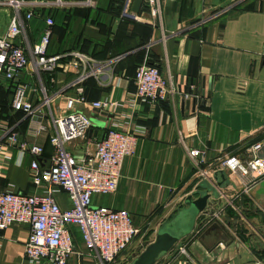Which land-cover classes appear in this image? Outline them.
<instances>
[{
  "label": "crops",
  "instance_id": "crops-1",
  "mask_svg": "<svg viewBox=\"0 0 264 264\" xmlns=\"http://www.w3.org/2000/svg\"><path fill=\"white\" fill-rule=\"evenodd\" d=\"M95 1L98 8L108 3V0ZM157 1L156 17H150L148 8L142 4L138 13L140 21L121 16L106 18L108 28L104 36L99 32L100 27L90 20L68 19L72 41L80 33L91 44L86 51L70 46L65 51L88 57L89 75L74 83L79 70L67 58L59 64L55 83L47 88L51 95L62 93L54 97V109L62 108L66 97L81 92L89 101L121 104L113 119L126 114L130 116V130H140L135 154L124 159L116 192L93 196L92 203L126 210L142 235L148 231L156 235L160 224L199 183L197 168L187 150L206 147V170L214 173L223 159L264 142V0ZM132 3L133 0H125L121 13L131 12ZM8 10L0 9L4 15L0 18V35L13 15ZM33 21L27 24L26 32L30 43L37 44L44 21L42 18ZM148 63L158 65L164 76L170 73L174 91L165 102L132 103L135 69ZM189 80L198 82L199 97L195 111L187 112L182 102L190 96L182 95L180 90L187 87ZM202 80L205 81L203 98L200 97ZM3 81L0 79V86ZM22 81L31 83L27 76ZM37 101L38 97L34 96L33 103ZM11 102L12 97L8 98L6 108L11 107ZM79 109L89 116L94 114ZM16 114L11 108V116L0 120V145L11 156L9 162H0V191L39 195L44 187L31 183V156L26 152L19 165L18 147H8L5 143L9 129L22 130L23 136L26 133L28 119L21 115L15 122L12 116ZM107 130L99 129L92 138L103 137ZM48 134L24 136L29 144L43 147L41 166H48L53 152ZM75 152L91 155L94 151L81 144ZM227 179L230 185L221 191L223 198L218 203L220 221L194 230L181 241L192 260L188 264H264V178L246 191L241 190L235 177L227 176ZM56 198L63 209L70 208L66 194L60 192ZM204 217L196 220L195 225ZM213 224L222 231L212 229L205 235ZM28 235V227L17 224L0 232V264H25L23 253ZM172 264L186 263L184 257H179Z\"/></svg>",
  "mask_w": 264,
  "mask_h": 264
},
{
  "label": "built area",
  "instance_id": "built-area-1",
  "mask_svg": "<svg viewBox=\"0 0 264 264\" xmlns=\"http://www.w3.org/2000/svg\"><path fill=\"white\" fill-rule=\"evenodd\" d=\"M143 4L150 17L159 15L157 0H143ZM95 7V0H0V8L13 11L5 32L0 35V78L14 87L11 108L28 119L25 135L38 137L49 132L48 142L53 149L48 166H41L42 146L29 144L25 135L20 136L14 129L6 133V145L18 147L16 160L19 165L26 152L31 156L29 168L33 186L44 187L39 195L0 191V232L14 224L29 229L23 253L25 264H70L68 261L72 257L76 258V264H115L140 233L126 210H112L92 203L93 196L116 192L124 159L135 154L140 130H130V116L121 114L114 120L113 115L109 129L96 142L94 152L76 155L75 150L84 144L81 141L87 137L92 139L88 133L93 129L89 114L79 108L97 114L111 110L114 113L121 104L89 101L78 92L75 97H66L62 108H52L54 97L62 93L49 94L43 76L49 75L53 85L56 79L52 74L57 72L60 62L71 58L74 69L79 70L74 82L78 83L89 75L87 68L91 60L77 53L47 54L54 25L51 16L42 18L44 29L37 44L30 43L26 32L27 24L42 13ZM121 17L135 22L141 19L129 11L121 13ZM24 76L30 78V84L22 81ZM133 82L132 103L165 102L174 91L170 73L164 76L151 64L138 66ZM34 96L38 97L36 103H33ZM187 154L197 168V180L210 182L213 173L206 170V147L187 150ZM10 160L11 156L0 145V162ZM219 168L227 176L235 177L241 190L246 191L264 178V142L223 159ZM60 192L67 195L70 208L63 209L59 204L56 196ZM222 198L220 193L218 200L210 199L206 213L202 215L207 219L206 224L220 221L218 203ZM77 233L82 237V249H78L75 240ZM184 245L182 242L177 244L161 259L162 264H172L179 257H184V263H191ZM83 249L87 250V256Z\"/></svg>",
  "mask_w": 264,
  "mask_h": 264
},
{
  "label": "water",
  "instance_id": "water-1",
  "mask_svg": "<svg viewBox=\"0 0 264 264\" xmlns=\"http://www.w3.org/2000/svg\"><path fill=\"white\" fill-rule=\"evenodd\" d=\"M142 4L143 0H133L131 12L138 14ZM188 83L187 87L180 90L182 95L190 96V99L182 102L187 112L189 110L195 111L197 98L199 97L198 82L189 80ZM201 88L200 97L203 98L205 94L204 80L201 81ZM112 117V110L92 114L90 119L93 123V129L88 133L89 136H96L99 129L107 130ZM229 185L230 182L227 179V175L222 169L216 170L211 175L210 182L207 180L200 181L194 191L160 224L156 230L154 241L148 244L138 256L129 258L127 264H156L164 258L181 239L191 235L194 230L200 229L206 224L207 219H203L197 226L195 225L196 220L198 221L200 216L205 215L210 199L218 200L221 191ZM212 229L222 231L219 225L213 224L207 229L205 235L211 232Z\"/></svg>",
  "mask_w": 264,
  "mask_h": 264
},
{
  "label": "trees",
  "instance_id": "trees-1",
  "mask_svg": "<svg viewBox=\"0 0 264 264\" xmlns=\"http://www.w3.org/2000/svg\"><path fill=\"white\" fill-rule=\"evenodd\" d=\"M125 0H108V3L104 5L105 7H99L96 6L94 9H75L73 11L69 12H53L48 11L45 13H42V15L51 16L54 20V25L52 27V36L54 37L53 40L49 42V45L47 47V54L49 55H64L67 54V46H70L72 48H78L79 51H86L88 47L91 44L89 39H82L80 33L76 34L74 37V41H72V38H70V32L68 30V24L67 20H76L79 19L80 21H86L90 20L91 23L97 24L98 27H100L99 32L104 36L106 35V28H108V21L109 18H113L114 16L120 17L121 11L123 8ZM99 15H102V18H99ZM104 18V20H103ZM107 18V19H106ZM105 40L102 42V45L105 46ZM71 43V44H69ZM54 49L52 52L51 50ZM63 61V60H62ZM151 64L159 69V66L155 63H148ZM160 71V69H159ZM161 72V71H160ZM56 74V73H55ZM55 74H52V76H55ZM7 87H4L3 85L0 86V120L2 118H8L11 112V107L9 106L6 108V104L8 101V98L12 97L13 94V85L11 82L6 81ZM43 84L45 87L48 88L50 86L49 82V75L43 76ZM18 114L12 116L13 120L16 122L18 118L21 117V115H24L22 112H17ZM22 113V114H21ZM11 116V115H10ZM18 121V120H17ZM25 121H27L25 119ZM20 136H23L24 132L21 130L18 132Z\"/></svg>",
  "mask_w": 264,
  "mask_h": 264
},
{
  "label": "rangeland",
  "instance_id": "rangeland-1",
  "mask_svg": "<svg viewBox=\"0 0 264 264\" xmlns=\"http://www.w3.org/2000/svg\"><path fill=\"white\" fill-rule=\"evenodd\" d=\"M2 9V8H0ZM9 11L8 9H2V11ZM63 11H67V9H60V10H56V12H63ZM55 12V11H53ZM4 15L2 14V12L0 13V18L3 17ZM46 17V15H37V17L35 18L36 20L41 19ZM34 22V21H32ZM1 79V78H0ZM4 83H1V85H3L4 87H7L6 85V81H3ZM102 137V135L98 136L96 139H91L90 137L85 138L83 141H81V143H84L85 145H87V147L89 148L90 151H94L95 147H96V142H98L100 140V138ZM133 220V219H131ZM133 222V221H132ZM190 235L184 237L182 240H184L185 238L189 237ZM155 239V232H146L142 235L139 234L137 237L134 238L133 242L129 245V247L124 251V253L121 255V257L119 259H117L115 264H127L128 263V259L129 258H133L138 256L143 250L144 248L150 244L151 242H153ZM76 241H77V245H78V249H82V237L80 234H76ZM180 241V242H181ZM179 242V243H180ZM178 243V244H179ZM85 256H87V250H84ZM75 257H72L68 262L70 264H74L75 263ZM156 264H162V261L160 260V262H157Z\"/></svg>",
  "mask_w": 264,
  "mask_h": 264
}]
</instances>
